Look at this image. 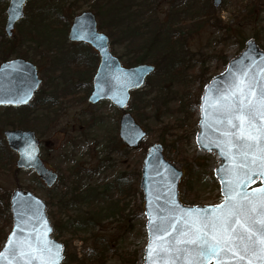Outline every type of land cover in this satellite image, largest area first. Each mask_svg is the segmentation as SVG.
Here are the masks:
<instances>
[{
    "label": "rangeland",
    "instance_id": "rangeland-1",
    "mask_svg": "<svg viewBox=\"0 0 264 264\" xmlns=\"http://www.w3.org/2000/svg\"><path fill=\"white\" fill-rule=\"evenodd\" d=\"M94 2L27 0L25 20L12 31L11 38L16 39L12 49L19 53L9 58L31 61L37 66L41 83L25 107L0 106V206L7 205L10 215L12 190H29L46 203L45 213L53 227L60 219L55 198L67 189L68 176L78 165L88 168L92 178L87 183L95 193L81 211L99 209L101 223L81 232L83 240L71 231L57 239L66 240L69 254L83 257L85 264H142L147 231L137 173L149 145L162 144L166 160L183 170L178 185L182 203L215 204L222 199L213 174L217 156L201 151L195 143L199 98L209 78L224 70L245 40L254 38L264 48V0H221L217 8L212 0L129 1L133 3L131 12H138L141 23L152 20L140 31L147 38L156 34L154 30L159 34L152 44L158 46L144 50L151 62L156 60L155 72L143 87L132 92L126 108L147 132L137 149L120 142L122 111L107 100L94 105L87 101L98 54L87 44L66 38L71 18L91 10L98 30L110 40V51L123 65L134 66L136 63L129 65L127 60L144 55L140 47L143 40L125 38L121 26L112 37L108 34L106 27L113 12L108 8L104 9L107 13L101 10L97 15ZM7 3L0 0L3 34ZM26 29L38 30L37 37ZM163 127L166 133L162 134ZM9 128L35 131L41 160L59 175L52 188L43 185L34 171L16 168L17 154L7 147L2 134ZM74 214L67 209L62 219L68 221ZM11 222V215L9 220L0 218V229L9 230Z\"/></svg>",
    "mask_w": 264,
    "mask_h": 264
},
{
    "label": "water",
    "instance_id": "water-1",
    "mask_svg": "<svg viewBox=\"0 0 264 264\" xmlns=\"http://www.w3.org/2000/svg\"><path fill=\"white\" fill-rule=\"evenodd\" d=\"M5 8L4 31L10 36L17 21L24 17V5L26 0H7ZM221 0H212L214 8L220 6ZM68 29L67 39L75 42H85L98 52L99 60L92 77V89L87 101L90 104L107 99L120 110H124L130 100L131 90L140 88L148 75L154 72V66L148 63L137 64L131 67L123 66L118 57L110 51L109 40L104 32L97 30V22L93 13L89 11L80 12L72 18ZM245 47L239 54L230 58L226 68L211 77L204 85L200 96L198 108V130L195 143L201 151L214 152L218 158V164L213 174L220 185V193L223 200L215 205H185L178 197V182L182 177V170L165 159L162 154L163 147L158 143L151 144L145 153L141 165L139 188L143 192V209L145 210V230L147 231V243L143 250V264H162L161 259L153 254L150 262L148 247L152 242L153 223H159V217L180 216L183 213L195 214L197 209H211L221 205L225 201L224 189L227 177L223 170L232 167L229 155L222 153L223 145L220 144V132L213 127H205V113L202 108H208V121L216 116L213 111L219 104V97L226 94L227 90L245 79L264 82V50L250 38L245 42ZM40 78L37 75V67L23 58H11L0 62V105L19 107L26 105L39 88ZM206 98V99H205ZM118 135L121 141L131 148L138 147L140 141L146 137L143 127L135 122L132 114L124 112L119 120ZM3 136L7 146L15 151L17 157L15 165L17 169L35 171L39 179L51 188L57 182L58 173L45 166L39 157V140L35 132L26 129H4ZM227 152V149L224 148ZM235 151L234 149L232 150ZM259 184L255 186L256 182ZM258 188H264V175H252L242 190L251 192ZM10 214L12 215V228L0 249L3 252L7 242L15 232L14 239L28 240L33 244L37 239L44 242L51 241L59 246L62 251L59 264L63 259L64 245L52 237V226L45 213L46 203L35 193L29 190L13 189L9 199ZM159 235V233H158ZM175 235V234H173ZM156 247V245H154ZM215 264V260L211 261ZM246 264V262H242Z\"/></svg>",
    "mask_w": 264,
    "mask_h": 264
},
{
    "label": "snow or ice",
    "instance_id": "snow-or-ice-1",
    "mask_svg": "<svg viewBox=\"0 0 264 264\" xmlns=\"http://www.w3.org/2000/svg\"><path fill=\"white\" fill-rule=\"evenodd\" d=\"M244 75L219 97L212 121L208 108H202L205 127L220 132L218 146L232 160V167L223 170L224 203L195 214L159 217V223L150 220V262L155 253L162 264H211L213 259L215 264H264V188L242 190L252 175H264V82ZM14 237L15 232L0 252V264H59L62 249L51 241L33 244Z\"/></svg>",
    "mask_w": 264,
    "mask_h": 264
},
{
    "label": "trees",
    "instance_id": "trees-1",
    "mask_svg": "<svg viewBox=\"0 0 264 264\" xmlns=\"http://www.w3.org/2000/svg\"><path fill=\"white\" fill-rule=\"evenodd\" d=\"M129 1L131 0H95V2L92 4V6L96 9V14L99 15L101 10H107L108 8L111 9V13L113 12L112 15V21L110 23L109 26L106 27V29L108 30V34L112 37L113 33L115 32L116 28L121 26L122 28V33L123 36L125 38L128 39V37L130 36V38L135 41H142V45L140 46L141 49L144 51L145 49H152V47L158 46L157 44L152 45L155 43V41L158 39V35L157 31L154 30L156 32V34L150 36L147 38V36L144 35L145 32H141V29H146L147 27V23H151L152 20L150 22L147 23H141L140 22V18H138V12L136 11H132V6L133 3L130 4ZM134 2V1H133ZM264 5V4H263ZM104 10V12H105ZM136 13V15H134V13ZM107 13V12H105ZM25 18H23L22 20H20L19 22H17L18 24L21 22H24ZM154 21V20H153ZM145 24V25H143ZM217 25V24H216ZM100 26L105 27L102 23L100 24ZM218 26V25H217ZM38 31V30H37ZM37 31L35 32V30L31 31L30 29H26V33H34L35 37H37ZM140 31V32H139ZM121 33V35H122ZM31 38V36H30ZM39 38H37L36 40H38ZM15 38L12 39L11 37H9V39H7L6 34H3L0 30V60H6V58L10 57V54L14 53V49L13 46H15ZM42 42V40H39ZM9 44L11 46V50L8 47ZM10 50V51H9ZM161 56H164L163 54H161ZM135 59V60H134ZM134 61L133 60H127L128 64H141V63H145L146 60H149V62H151L152 60H150L146 54V52L144 51V55H140L138 57H134ZM156 58H154L153 60H155ZM154 63H156V60L151 62V64L154 65ZM132 66V65H131ZM155 66V65H154ZM156 67V66H155ZM167 73V72H166ZM137 120V119H136ZM166 133V129L165 127H163L162 129V134ZM141 145V144H140ZM89 169L88 168H83L82 166H77L75 167V169L71 172V174L68 176L70 181L69 183H67L66 187L67 189L64 190L63 193L59 194L56 198H55V203L57 206V213L59 214V217L61 219H59V221L53 225V230H52V234L53 236L57 239L58 237H61L63 234V232L65 231H71V234L77 238H80L81 240L84 239V237L81 235V232L85 231L89 225H94V224H99L100 222V215L102 213V211L98 210H94L91 209V207H89V209L86 211H81L82 210V206L87 204V202H89V204L92 202V200L94 199V187L91 186V184L87 183V181L89 179L92 178L89 177V173L87 172ZM140 174V170L137 173V176H139ZM89 177V178H86ZM86 178V181L83 182ZM83 182V183H82ZM81 183L83 185H81ZM81 185V186H80ZM7 205L4 206H0V218H7L9 220L10 215L8 214V210H7ZM67 209H72L73 212L75 213L73 216L70 217V220L68 221H64L62 219V213H65L67 211ZM62 212V213H61ZM56 225V226H55ZM11 228V227H10ZM10 230V229H9ZM9 230H5L4 228L0 229V244L4 242L5 238L7 237V233L9 232ZM62 244L64 245V258L62 259L60 264H85L86 261L83 260V257H79L77 258L76 255L72 254L70 255L68 252V244L66 242V240L62 239ZM87 258H89V256H86Z\"/></svg>",
    "mask_w": 264,
    "mask_h": 264
},
{
    "label": "flooded vegetation",
    "instance_id": "flooded-vegetation-1",
    "mask_svg": "<svg viewBox=\"0 0 264 264\" xmlns=\"http://www.w3.org/2000/svg\"><path fill=\"white\" fill-rule=\"evenodd\" d=\"M93 50V49H92ZM94 52H96L95 50H93ZM96 54H98V52H96ZM97 62H98V60H97ZM91 81H92V79H91ZM90 84H91V82H90ZM91 86H92V84H91ZM88 98V97H87ZM97 103V102H96ZM111 104V103H110ZM120 120V119H119ZM118 125H119V122H118Z\"/></svg>",
    "mask_w": 264,
    "mask_h": 264
}]
</instances>
